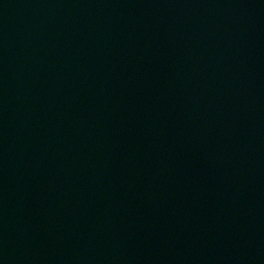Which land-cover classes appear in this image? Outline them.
Segmentation results:
<instances>
[{
	"label": "water",
	"instance_id": "water-1",
	"mask_svg": "<svg viewBox=\"0 0 264 264\" xmlns=\"http://www.w3.org/2000/svg\"><path fill=\"white\" fill-rule=\"evenodd\" d=\"M0 264H264L261 0H0Z\"/></svg>",
	"mask_w": 264,
	"mask_h": 264
}]
</instances>
